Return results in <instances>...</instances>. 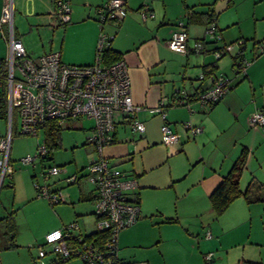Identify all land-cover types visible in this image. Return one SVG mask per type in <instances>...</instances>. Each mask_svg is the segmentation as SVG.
<instances>
[{
    "label": "crops",
    "instance_id": "obj_1",
    "mask_svg": "<svg viewBox=\"0 0 264 264\" xmlns=\"http://www.w3.org/2000/svg\"><path fill=\"white\" fill-rule=\"evenodd\" d=\"M3 1L0 0V16ZM105 1L69 0L70 21L61 26L55 14V0H13V22L17 9L28 18L14 25L15 33L33 58L57 51L65 63L90 64L94 62L100 30L94 19L95 8ZM125 1V18L119 23L106 21L104 30L113 34L110 48L119 52L127 64L131 96L136 104L151 107L161 97L171 96L175 88L193 93L208 86L197 75L204 65L214 61L210 52L181 53L169 46L176 22L187 21L191 12L203 18L211 11L215 17L221 40L207 44L206 50L243 38L246 39L243 55L250 62L245 73L234 74L233 57L230 56L228 64L223 63L224 57L216 61V71L229 75L231 86L211 108L204 109L197 103L191 105L192 110L182 105L166 107L165 120L179 134V146L162 142V119L147 110L136 115L145 123L141 133L132 131L127 119L116 122L114 142L105 146L102 153L135 179L136 187L129 197L140 207L138 220L118 234L119 259L124 264L141 260L148 264H264V126L249 123V117L256 110L264 111V51L258 47V42L264 40V0H146L153 12L146 20L138 10L144 0ZM4 30L0 23V58L7 51ZM187 30L190 43L205 38L206 25L202 22H190ZM22 36L29 38L26 41ZM81 118L92 121L86 128L87 141L86 135L94 122L88 117ZM80 119L69 120L64 125L71 127ZM184 122L200 127V131L191 132L183 126ZM212 127L222 135L229 133L220 146L214 142L219 135L208 136ZM41 130L43 137L30 141L19 160L33 152L44 139V128L38 132ZM16 135L22 134H13ZM244 148L247 157L239 186L249 194L237 197L217 215L209 194ZM11 149L12 146L11 185L3 186L9 191L12 207L33 198L36 192L33 181H41L40 170L45 160L32 166L36 170H32L28 180L23 173L15 172ZM79 171L83 174V167ZM74 173L80 175L62 166L61 172L51 178L52 184L58 185L50 190L61 193L56 202L59 204L51 206L54 225L58 228L76 220L80 231L89 234L94 231V187L85 179L67 182L66 178ZM83 184L89 186L83 188ZM86 202L89 204L85 205ZM85 207L88 209L84 211ZM49 253V256L46 252L38 253L35 264H50L54 255ZM206 253H212L209 260L204 258ZM61 264L84 263L73 258Z\"/></svg>",
    "mask_w": 264,
    "mask_h": 264
},
{
    "label": "built area",
    "instance_id": "obj_2",
    "mask_svg": "<svg viewBox=\"0 0 264 264\" xmlns=\"http://www.w3.org/2000/svg\"><path fill=\"white\" fill-rule=\"evenodd\" d=\"M13 0H4L0 23L4 25L7 51L0 58V94L4 98L7 119V133L0 136V188L11 185L12 165L10 161L11 139L14 133L36 136L48 121L63 126L69 120L88 117L94 125L86 139L92 143L98 156L90 160L83 168V174H71L66 180L76 183L85 179L94 187L93 210L94 231L101 237L82 233L76 220L62 224L44 235L45 243L51 246L54 259L50 264L62 263L73 258L84 264H122L117 252V240L120 231L134 224L140 216V207L129 193L136 187L134 178L113 164L103 155L105 146L114 142L113 132L116 122L127 119L134 132H143L145 123L136 115L147 110L162 119L160 125L161 139L166 145L179 146V134L165 120V109L169 106H185L192 110L193 103L206 109L217 102L231 86L229 75L214 73L204 75L200 72L197 79L205 81L208 86L196 94L183 88H175L171 96H163L151 107L136 104L132 100L130 77L126 62L120 58L110 63H103L102 56L111 44L113 34L103 27L106 21L121 20L127 9L125 0H107L96 7L95 18L99 23L96 39L95 58L90 64H69L61 60L57 51L48 52L33 58L27 54L20 38L15 35L13 22ZM69 0L55 1V14L61 22L70 19ZM143 20L153 16L148 3L144 0L139 8ZM206 34L212 44L221 40V35L211 20ZM209 44V43H208ZM245 40L240 38L220 43L209 50L214 62L229 55L233 57L234 74L246 72L249 60L241 58V49ZM172 50L188 53L201 52L204 44L200 40L189 42V35L184 20H178L176 29L169 42ZM264 51V40L259 43ZM13 112L19 122L13 126ZM253 126H264V111L256 110L250 117ZM183 126L191 132L200 131V127L184 122ZM48 154L44 139L35 150L20 158L22 164L33 166ZM62 170L61 165L43 166L40 170L41 181L34 180L33 185L38 197H45L50 204L61 198V193L52 192L47 182ZM207 237L209 234H206ZM212 253H206L209 260ZM136 264H148L138 261Z\"/></svg>",
    "mask_w": 264,
    "mask_h": 264
},
{
    "label": "rangeland",
    "instance_id": "obj_3",
    "mask_svg": "<svg viewBox=\"0 0 264 264\" xmlns=\"http://www.w3.org/2000/svg\"><path fill=\"white\" fill-rule=\"evenodd\" d=\"M25 19L28 20V18L22 16L17 9L14 14V25L18 26L19 23L23 21L25 22ZM61 26H63V24H61ZM28 38L29 37L24 36L23 40L27 41ZM229 60L231 62L230 56L227 55L223 58V63L228 64ZM12 122L14 127L18 125L19 119L16 112H13ZM91 123V120L81 118L78 120V123L72 124L71 127H66V125L61 127L60 145L52 149V158L46 159L44 161L45 165H61L65 166L70 173L76 171L81 174L79 169L87 165L90 160L97 157L98 153L93 144L87 143L85 140V133L87 131L86 128L91 125ZM6 133L7 119L0 117V136L5 135ZM215 135L219 136L215 137ZM20 136L25 137L26 139H17ZM208 136L215 137L216 139L214 142L216 145L220 146L223 137H228L229 133H224L222 135L221 133H218V130L212 127L208 131ZM41 137H43V130L40 131L37 137L29 135H16L12 138L11 159L13 160V167L15 172L23 173L28 180L32 170L36 169L31 165L22 164L18 158L24 154L21 152L30 141H36V138L39 140ZM47 182L49 183V186H51L50 188L58 185L55 183L52 184V179ZM240 182L242 188H244V181L241 180ZM89 184H83L82 187L86 188ZM33 193V198L30 199L29 202L20 204L16 203L11 207V196L7 187L2 186L0 188V217L12 209L15 210L14 216L17 231L14 241L16 246L14 248L7 249V241L3 235V225H0V264H35V261L37 260L36 255L38 253L46 252L45 255H50L49 251H51V246L45 243L44 235L47 231L56 227V225H54V216L51 211V206H56L59 203L51 205L47 198L38 197L36 192ZM60 204L67 205L65 202H61ZM88 204L89 203L86 202L85 205ZM5 206H8L6 207L7 211L5 210ZM87 209L88 208L85 207L84 211Z\"/></svg>",
    "mask_w": 264,
    "mask_h": 264
},
{
    "label": "trees",
    "instance_id": "obj_4",
    "mask_svg": "<svg viewBox=\"0 0 264 264\" xmlns=\"http://www.w3.org/2000/svg\"><path fill=\"white\" fill-rule=\"evenodd\" d=\"M69 4H70V2H69ZM125 5H126V1H125ZM140 7H141V5L139 6V8ZM126 9H127V6H126ZM70 14H71V12H70ZM126 14H127V12H126ZM126 14H125V16H126ZM125 16L123 17V19L125 18ZM94 19L97 22V20L95 18V13H94ZM123 19L113 20V21L119 23ZM179 20H184V19H179ZM211 20H213L215 22V17L211 11H208L207 15H205L203 18H201L200 14H197L195 12H191L187 17V21H185V20L184 21L186 22V26L190 22H202L206 25V28H207V25L209 24V22ZM58 21H59V24L64 25L65 23L69 22L70 19L67 22H61L58 18ZM98 25H99V23H98ZM215 27H216V24H215ZM103 29H104V27H103ZM216 29H217V27H216ZM15 35H16V33H15ZM197 40L202 41L204 44V48L201 50V52L209 51V50L205 49L206 45L208 43L211 44L210 39L208 38V36L206 34V31H205V38H201V39H197ZM244 40H245V44H246V39H244ZM259 43H260V41L258 42V47H259ZM244 48L241 49V55L240 56H241V58L248 60L243 55ZM120 58H121V54L119 52L111 49L110 46L104 50L103 56H102V60H104V62H106V63L113 62V61L120 59ZM216 70H217V65H216V62H214V61L211 64L204 65L202 67V72L204 73V75L214 73ZM193 93L196 94L197 92H193ZM217 102H214L208 108H211ZM5 109L6 108H5V104H4V98H3L2 94H0V117H5V112H6ZM60 130H61V126L58 125L54 121H48L44 125V142L47 145L48 154L45 157V159H43V161L46 159H51L52 158L51 157L52 149L54 147L60 145ZM246 157H247V149L244 148L241 151V154L239 155V157L234 161L230 171L227 174H225L224 176H222V178L219 181V183L217 184V186L209 194V201L211 203V206H212L214 212L217 215L222 213L226 209V207L237 197H239V196L247 197L248 196L249 191L247 189L242 190L239 186V177H240V174L243 170ZM50 165H56V164H48V165H44V166L47 167ZM94 193H95V191H94ZM14 215H15V210L12 209L7 215L0 218V223H2L4 226L3 235L5 236L6 241H7V245H6L7 248H14L16 246L14 243V240H15L17 231H16V224H15ZM93 234L95 235V237H101V236L104 237V235H99V233L97 231H93L90 233V235H93ZM53 259H54V257H53ZM55 264H61V263H55ZM122 264H124V263L122 262Z\"/></svg>",
    "mask_w": 264,
    "mask_h": 264
}]
</instances>
